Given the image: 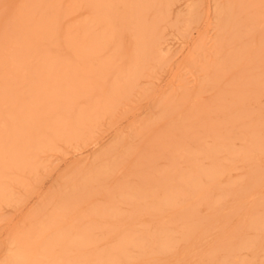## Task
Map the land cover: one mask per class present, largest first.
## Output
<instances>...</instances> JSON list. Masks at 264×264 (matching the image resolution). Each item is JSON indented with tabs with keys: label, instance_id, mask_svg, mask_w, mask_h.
I'll use <instances>...</instances> for the list:
<instances>
[{
	"label": "rangeland",
	"instance_id": "rangeland-1",
	"mask_svg": "<svg viewBox=\"0 0 264 264\" xmlns=\"http://www.w3.org/2000/svg\"><path fill=\"white\" fill-rule=\"evenodd\" d=\"M0 264H264V0H0Z\"/></svg>",
	"mask_w": 264,
	"mask_h": 264
},
{
	"label": "bare ground",
	"instance_id": "bare-ground-1",
	"mask_svg": "<svg viewBox=\"0 0 264 264\" xmlns=\"http://www.w3.org/2000/svg\"><path fill=\"white\" fill-rule=\"evenodd\" d=\"M73 54H74V53H73ZM53 76H54V75H53ZM33 88H34V87H33ZM29 105H30L29 107H31V103H30ZM29 107H28V108H29ZM31 108H32V107H31ZM33 108H34V107H33ZM33 108H32V109H33ZM33 111H34V110H33ZM25 113H26V112H25ZM29 114L31 115V113H29ZM31 116H32V115H31ZM31 116H30V117H31ZM32 117H35V114H34V116H32ZM32 117H31V118H32ZM8 118H9V117H8ZM27 118H28V117H27ZM10 122H11V120H10ZM21 122H22V121H21ZM10 131H11V130H10ZM40 134H42V133H40ZM44 135H45V134H44ZM6 154H7V153H6ZM13 161H14V160H13ZM16 163H17V162H16Z\"/></svg>",
	"mask_w": 264,
	"mask_h": 264
}]
</instances>
